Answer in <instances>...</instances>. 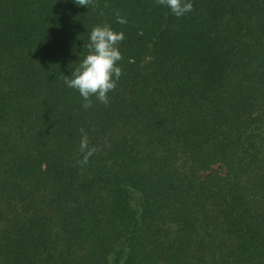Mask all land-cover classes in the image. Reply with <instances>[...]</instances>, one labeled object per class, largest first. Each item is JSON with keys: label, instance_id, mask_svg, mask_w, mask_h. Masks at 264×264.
I'll list each match as a JSON object with an SVG mask.
<instances>
[{"label": "trees", "instance_id": "1", "mask_svg": "<svg viewBox=\"0 0 264 264\" xmlns=\"http://www.w3.org/2000/svg\"><path fill=\"white\" fill-rule=\"evenodd\" d=\"M193 4L0 0V264H264V0ZM103 25L122 74L85 108Z\"/></svg>", "mask_w": 264, "mask_h": 264}, {"label": "clouds", "instance_id": "2", "mask_svg": "<svg viewBox=\"0 0 264 264\" xmlns=\"http://www.w3.org/2000/svg\"><path fill=\"white\" fill-rule=\"evenodd\" d=\"M89 2L90 0H74L80 7H86ZM158 3L167 7L177 18L194 10L193 0H158ZM117 20L121 24L126 23V20L119 16ZM124 38L123 32L117 33L108 25L94 27L89 34V42L84 45L88 54L71 72L70 77L65 76L64 83L80 93L86 102L85 108L91 107V96H95L102 103H108L107 94L115 89L122 74L117 62L122 58L118 45ZM87 147L88 139L84 136L81 140V151ZM91 155L92 152L88 151L82 163L87 164Z\"/></svg>", "mask_w": 264, "mask_h": 264}]
</instances>
